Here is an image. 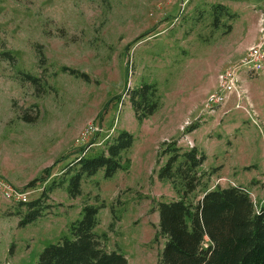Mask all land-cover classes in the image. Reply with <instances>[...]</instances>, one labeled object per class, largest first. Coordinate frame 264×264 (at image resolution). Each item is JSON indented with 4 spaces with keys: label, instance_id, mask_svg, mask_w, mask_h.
I'll return each instance as SVG.
<instances>
[{
    "label": "rangeland",
    "instance_id": "1",
    "mask_svg": "<svg viewBox=\"0 0 264 264\" xmlns=\"http://www.w3.org/2000/svg\"><path fill=\"white\" fill-rule=\"evenodd\" d=\"M262 3L0 0V53L16 56L0 54V175L44 205L22 223L28 205L0 198V264H37L45 247L71 235L87 204L99 207L95 231L128 264H158L166 237L157 205L179 197L158 177L165 140L205 155L194 203L207 189L236 185L263 206L264 71L243 75L245 108L236 107V94L213 109L206 102L220 72L253 44L245 49ZM221 4L229 15L217 21ZM145 83L156 86L161 102L141 121L130 94ZM90 124L101 131L87 138ZM124 130L134 142L123 167L112 176L104 168L85 176L82 194L72 197L66 168L84 151L89 157L106 150Z\"/></svg>",
    "mask_w": 264,
    "mask_h": 264
},
{
    "label": "trees",
    "instance_id": "2",
    "mask_svg": "<svg viewBox=\"0 0 264 264\" xmlns=\"http://www.w3.org/2000/svg\"><path fill=\"white\" fill-rule=\"evenodd\" d=\"M225 15H229L226 6H215L217 21ZM0 54L6 60L16 61L12 51ZM24 75V80L37 84L36 76ZM130 100L141 121L153 115L161 102L156 86L149 83L131 91ZM196 126L192 124L189 129ZM133 142V135L124 130L107 142L106 150L89 157L84 155L86 152L78 156L66 168L72 167L66 180L70 195L80 196L83 178L94 175L100 168L105 169L106 176L120 170L122 157ZM163 157L166 159L158 177L171 181L179 197L157 205L160 233L166 237L158 264H264V205L257 209L251 194L236 185L207 189L194 203L190 196L202 185L199 169L205 155L196 146L186 149L179 139H171L162 143L159 162ZM44 172L49 175L51 168ZM54 185L55 182L48 189H54ZM21 204L28 205L29 210L22 223L35 220L44 206L42 198ZM83 210V218L71 225V235L45 247L37 264H128L125 254L109 250L105 234L95 231L99 207L87 204Z\"/></svg>",
    "mask_w": 264,
    "mask_h": 264
},
{
    "label": "built area",
    "instance_id": "3",
    "mask_svg": "<svg viewBox=\"0 0 264 264\" xmlns=\"http://www.w3.org/2000/svg\"><path fill=\"white\" fill-rule=\"evenodd\" d=\"M255 8L258 16L257 39L249 46V48H247L242 57L235 64L220 72L216 90L209 94L206 101L207 106L210 109L226 103L233 94H236L238 97L236 107L245 108L242 100L245 96L248 97V94L243 85V75L264 71V0L262 5ZM100 131L101 128L99 126L90 124L84 133V136H87L88 138L91 134L94 135ZM0 198L13 203H28L30 201L26 191L19 190L1 175Z\"/></svg>",
    "mask_w": 264,
    "mask_h": 264
},
{
    "label": "crops",
    "instance_id": "4",
    "mask_svg": "<svg viewBox=\"0 0 264 264\" xmlns=\"http://www.w3.org/2000/svg\"><path fill=\"white\" fill-rule=\"evenodd\" d=\"M257 36H258V31H257V29L255 28L254 31H253V33H252V35L248 36V38H247V42H245V49H246L250 44H252V43L255 42V40L257 39ZM107 246H108V245H107ZM108 249H109V250H115V249L110 248L109 246H108Z\"/></svg>",
    "mask_w": 264,
    "mask_h": 264
}]
</instances>
